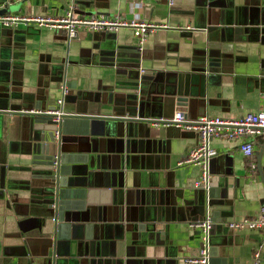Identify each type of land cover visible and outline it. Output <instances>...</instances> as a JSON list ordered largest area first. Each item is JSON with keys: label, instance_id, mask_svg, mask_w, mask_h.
I'll return each mask as SVG.
<instances>
[{"label": "crops", "instance_id": "0c3cea01", "mask_svg": "<svg viewBox=\"0 0 264 264\" xmlns=\"http://www.w3.org/2000/svg\"><path fill=\"white\" fill-rule=\"evenodd\" d=\"M0 3L7 15L55 17L73 8L78 16L171 26L151 33L140 51L130 27L80 28L69 38L63 27L0 23V264H185L197 256L200 230L189 222L206 214L195 187L202 168L181 162L198 132L150 123L148 136L135 138L129 152L124 124L109 117L128 116L137 91L139 116L152 121L172 118L177 108L190 120L264 110V0H176L172 7L167 0ZM158 71L187 75L189 95L150 92L148 76ZM63 86L65 113L99 118L63 121L56 145L52 121L42 113L57 106ZM212 145L219 153L210 166L217 218L210 263L252 264L262 230L231 229L228 222L256 217L264 206V137L256 138L252 158L238 141L215 138ZM57 148L75 171L71 193L61 198L72 228L59 234L48 256L35 254L41 244L26 253V237L58 235L52 218L60 206L58 199L51 204L49 172Z\"/></svg>", "mask_w": 264, "mask_h": 264}, {"label": "built area", "instance_id": "2783aa9c", "mask_svg": "<svg viewBox=\"0 0 264 264\" xmlns=\"http://www.w3.org/2000/svg\"><path fill=\"white\" fill-rule=\"evenodd\" d=\"M176 0H167L169 7L175 5ZM19 21L34 22L39 25H48L51 27H63L68 31L69 38L75 37L80 28H88L91 30L108 29L117 30L120 27H130L134 29L135 35L138 38V46L143 49L144 43L151 33L160 29H168L171 26L167 23L127 20L122 17H109L106 15L100 16H78L73 8H69L63 16H20L0 14V23L12 24ZM178 29L185 28L177 26ZM188 28H191L189 26ZM68 92L67 87L63 86V96L57 100V108L53 111L48 110L47 113L54 115L53 120L58 122L60 117L65 112L62 110L64 103V95ZM155 125L176 126L185 129H192L198 132V143L191 148L188 155L181 162L186 164L199 165L202 168L201 176L196 182V185H204L211 180L209 172V164L213 157L218 155V150L213 147L212 141L215 138H222L229 141H238L240 151L248 158L255 155V140L259 136L264 137V110L257 112H248L238 118H223L219 116L203 115L197 119H187L182 110L177 109L170 119H159L154 121ZM54 143L58 144L61 139V131L56 127L54 130ZM56 163V162H55ZM252 164V163H251ZM252 167L253 164H252ZM214 221L210 214H207L202 219H197L189 222L191 229L200 230L201 242L200 250L197 256H189L185 258V264H210V239L211 230ZM231 229H260L262 230V244L255 251V261L252 264H260L262 260V249H264V206L261 212L256 217H245L240 220L228 222Z\"/></svg>", "mask_w": 264, "mask_h": 264}, {"label": "water", "instance_id": "95a60500", "mask_svg": "<svg viewBox=\"0 0 264 264\" xmlns=\"http://www.w3.org/2000/svg\"><path fill=\"white\" fill-rule=\"evenodd\" d=\"M2 6V3H0ZM5 10L2 9L0 12H4ZM137 48L141 51L142 49L139 48L137 45ZM149 79H151V85H150V92H155L158 94H185L189 95V82H188V76L184 75H178V76H170L168 73L163 72V71H158L152 73L150 76H148ZM137 96L136 98H131V108L130 111H128V116L126 117H109L113 118L117 121H121L124 124V134L128 138V142L130 145V150L129 152L132 151L133 143L135 141V138L138 136H148L151 127L149 126L150 123H154V121L147 119L146 117H141L139 116L138 109L136 107H139L140 103V94L139 91L136 92ZM57 106L53 109L55 110ZM178 109V108H177ZM176 109V110H177ZM51 110V111H53ZM63 110V107H62ZM174 109V113L176 111ZM44 115H47L50 117V120L52 121L53 125V132L57 128L60 129L61 134L62 130L60 126H63V121L69 120L71 122H76L78 124L80 123H86L90 119L93 118H99L95 116H90V115H85V113H74V114H68L64 113L61 115L60 120L58 122L53 120L54 115L51 113H42ZM124 138V137H123ZM61 140V139H60ZM124 140V139H123ZM54 143V140H53ZM60 143V142H59ZM58 143V144H59ZM124 143V141H123ZM55 144V143H54ZM57 145V144H56ZM132 145V146H131ZM134 151V150H133ZM212 160V159H211ZM56 162V163H55ZM67 166V170H66ZM211 161L209 164V172L211 173ZM50 174H51V179L54 183V187H52V192L54 193V197L51 198V204H56L55 201L57 200L60 206V210H58V215L54 216L52 219L56 223V231H57V236L55 237H42V238H34V237H26L25 238V252L29 253L30 252H38L39 245H42L41 252L35 253V254H40L43 256H48L49 255V249L54 246L55 244V239L58 238L59 234L62 232L64 233L65 230H67V226H70L72 228V225L64 222L63 219V212L65 209L64 204L61 202V198H67L68 195L71 193L70 187H69V182L71 181L72 172L75 173V171L70 170L68 167V160L65 155H62L60 153V150L57 148V151L53 155L52 160L50 161ZM79 172L82 175L81 171H76ZM70 176V178H69ZM199 180V179H198ZM212 180L206 182L204 185H199L197 186L195 183V187L199 190L200 193V204L205 205L206 207V214H210L212 217L214 225L217 223V218L214 216L213 210H214V202H213V188H212ZM202 208V206H201ZM200 218V219H202ZM90 237V236H89ZM210 244H211V239H210ZM211 260V258H210ZM52 261V258H49V263ZM211 264V263H210Z\"/></svg>", "mask_w": 264, "mask_h": 264}]
</instances>
